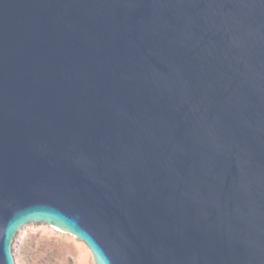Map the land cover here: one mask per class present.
Returning <instances> with one entry per match:
<instances>
[{"label": "water", "instance_id": "95a60500", "mask_svg": "<svg viewBox=\"0 0 264 264\" xmlns=\"http://www.w3.org/2000/svg\"><path fill=\"white\" fill-rule=\"evenodd\" d=\"M29 223L264 264V0H0V264Z\"/></svg>", "mask_w": 264, "mask_h": 264}, {"label": "rangeland", "instance_id": "374dc122", "mask_svg": "<svg viewBox=\"0 0 264 264\" xmlns=\"http://www.w3.org/2000/svg\"><path fill=\"white\" fill-rule=\"evenodd\" d=\"M14 264H94L85 245L43 223H29L11 244Z\"/></svg>", "mask_w": 264, "mask_h": 264}]
</instances>
